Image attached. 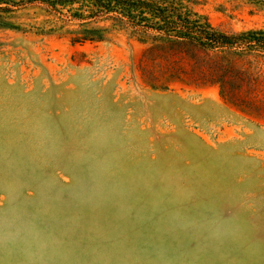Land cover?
<instances>
[{
    "label": "rangeland",
    "instance_id": "obj_1",
    "mask_svg": "<svg viewBox=\"0 0 264 264\" xmlns=\"http://www.w3.org/2000/svg\"><path fill=\"white\" fill-rule=\"evenodd\" d=\"M198 1L264 29V0ZM8 20L0 264H264V51L73 43L39 2Z\"/></svg>",
    "mask_w": 264,
    "mask_h": 264
},
{
    "label": "trees",
    "instance_id": "obj_2",
    "mask_svg": "<svg viewBox=\"0 0 264 264\" xmlns=\"http://www.w3.org/2000/svg\"><path fill=\"white\" fill-rule=\"evenodd\" d=\"M35 2L46 6L73 43L106 40L114 29H120L142 40L171 45L247 54L264 51V29L219 31L194 10L198 0H0V27L15 28L8 20L14 8Z\"/></svg>",
    "mask_w": 264,
    "mask_h": 264
}]
</instances>
